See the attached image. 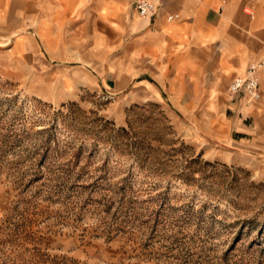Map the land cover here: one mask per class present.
Segmentation results:
<instances>
[{
	"label": "rangeland",
	"instance_id": "rangeland-1",
	"mask_svg": "<svg viewBox=\"0 0 264 264\" xmlns=\"http://www.w3.org/2000/svg\"><path fill=\"white\" fill-rule=\"evenodd\" d=\"M28 78L0 71V264H264V154L161 99Z\"/></svg>",
	"mask_w": 264,
	"mask_h": 264
},
{
	"label": "crops",
	"instance_id": "crops-1",
	"mask_svg": "<svg viewBox=\"0 0 264 264\" xmlns=\"http://www.w3.org/2000/svg\"><path fill=\"white\" fill-rule=\"evenodd\" d=\"M150 1L152 18L137 0H0V71L17 68L52 98L161 99L205 121L206 138L264 154V68L259 100L229 90L264 58V0Z\"/></svg>",
	"mask_w": 264,
	"mask_h": 264
},
{
	"label": "built area",
	"instance_id": "built-area-1",
	"mask_svg": "<svg viewBox=\"0 0 264 264\" xmlns=\"http://www.w3.org/2000/svg\"><path fill=\"white\" fill-rule=\"evenodd\" d=\"M136 9L139 15L152 18L157 10L156 3L150 0H137ZM179 17V14H171L168 20ZM264 68V58L252 63L243 76L236 77L230 84L229 90L236 94L245 91L250 102L257 101L261 98L259 71Z\"/></svg>",
	"mask_w": 264,
	"mask_h": 264
}]
</instances>
